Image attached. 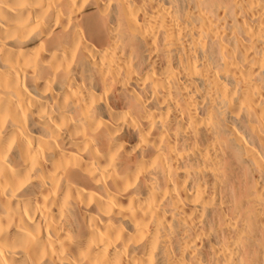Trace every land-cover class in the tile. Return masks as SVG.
<instances>
[{"label":"bare ground","instance_id":"bare-ground-1","mask_svg":"<svg viewBox=\"0 0 264 264\" xmlns=\"http://www.w3.org/2000/svg\"><path fill=\"white\" fill-rule=\"evenodd\" d=\"M0 264H264V0H0Z\"/></svg>","mask_w":264,"mask_h":264}]
</instances>
